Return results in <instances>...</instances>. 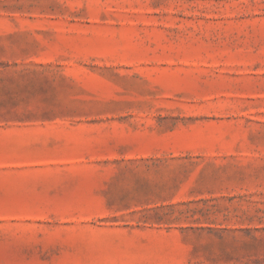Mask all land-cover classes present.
Masks as SVG:
<instances>
[{"label": "rangeland", "instance_id": "rangeland-1", "mask_svg": "<svg viewBox=\"0 0 264 264\" xmlns=\"http://www.w3.org/2000/svg\"><path fill=\"white\" fill-rule=\"evenodd\" d=\"M0 264H264V0H0Z\"/></svg>", "mask_w": 264, "mask_h": 264}]
</instances>
